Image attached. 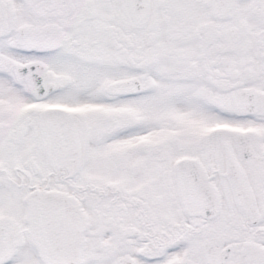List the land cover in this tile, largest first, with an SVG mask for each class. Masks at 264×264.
I'll return each mask as SVG.
<instances>
[{
  "label": "snow or ice",
  "instance_id": "snow-or-ice-1",
  "mask_svg": "<svg viewBox=\"0 0 264 264\" xmlns=\"http://www.w3.org/2000/svg\"><path fill=\"white\" fill-rule=\"evenodd\" d=\"M0 264H264V0H0Z\"/></svg>",
  "mask_w": 264,
  "mask_h": 264
}]
</instances>
